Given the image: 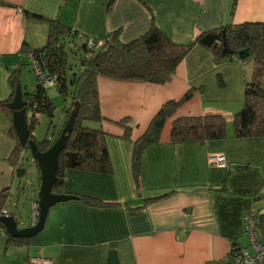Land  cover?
Instances as JSON below:
<instances>
[{"label": "crops", "instance_id": "obj_1", "mask_svg": "<svg viewBox=\"0 0 264 264\" xmlns=\"http://www.w3.org/2000/svg\"><path fill=\"white\" fill-rule=\"evenodd\" d=\"M69 1L0 0V102L12 99L9 80L15 69L21 85V67L29 64L30 57L24 51L46 44L49 20L59 18L76 32V39L98 43L112 32L128 43L156 26L178 45L222 25L264 24V0ZM253 70L251 58L217 62L208 50L194 46L163 85L98 77L102 121L94 126L107 135L111 173L65 170L61 193L114 205L97 208L79 198L56 204L48 210L43 230L23 244L7 243L0 227V264H29L33 257L51 264H107L111 250L118 264H229L233 243L244 246L242 240L246 241L244 213L253 209L264 214V138L238 140L228 126L224 140L175 143L170 129L182 117L220 114L225 118L226 113L234 117L243 107ZM186 96L166 119L158 142L142 152L136 182L131 171L135 143L164 104ZM7 110L0 108V193L5 190L7 198L3 210L17 220L8 204L15 190L18 195L24 190L16 172L23 169L28 155L24 152L23 162L12 156L15 142L9 134ZM123 120L131 125L129 140L123 138L119 125ZM61 130L55 138L53 129L45 139L54 142ZM32 135L38 140L35 132ZM214 156H223L226 167L210 163ZM34 202L36 194L31 206ZM17 224L26 228L32 222L24 225L17 220Z\"/></svg>", "mask_w": 264, "mask_h": 264}, {"label": "trees", "instance_id": "obj_2", "mask_svg": "<svg viewBox=\"0 0 264 264\" xmlns=\"http://www.w3.org/2000/svg\"><path fill=\"white\" fill-rule=\"evenodd\" d=\"M235 2V1H234ZM35 20H44L41 16L25 13ZM49 34L46 44L39 49L26 51L49 76L55 77L54 87L65 102V121L79 103L78 114L64 150L59 155L57 179L52 193L62 194V173L65 170H79L87 173L108 175L111 173L110 158L106 148V133L100 126L102 117L99 109L97 78L102 76L121 81H138L154 85L168 83L178 65L194 46L208 50L217 62L238 58L243 50H248V58L254 62L252 78L245 86L242 109L233 117L232 133L238 140L264 138V24L243 23L222 25L197 34L194 41L178 45L172 43L156 26H152L143 36L122 43L118 32L109 33L103 42L98 43L86 38L76 40V32L64 25L59 18L49 20ZM92 43L93 46L89 45ZM81 49L80 65L73 70L68 63L67 45ZM244 59V60H246ZM243 61V60H240ZM29 65L32 67L29 57ZM19 70L10 75L13 91L18 82ZM36 84L29 92H23L26 103L27 122L30 133L35 129L42 115L53 116L54 107L46 88L35 75ZM0 102L5 109L11 100ZM181 101L168 102L162 106L152 120L145 135L135 143L131 159L132 175L137 182L140 172V158L144 149L159 140L165 121L178 108ZM7 114L11 112L7 110ZM128 120L119 122L124 129L123 138L130 139L131 125ZM15 142L12 156L18 161L20 154L29 153L26 146L21 148L11 129L9 132ZM228 137L226 119L220 114L200 117H182L175 120L170 129V140L175 143L220 141ZM30 140L36 142L40 152L46 151L53 141ZM23 162V161H22ZM38 173V171H37ZM39 174V173H38ZM5 190L0 193V213L6 206ZM86 204L101 208L114 205L96 198L76 195ZM257 212V211H256ZM1 228H4L0 224ZM257 227L264 233V214L257 213ZM27 239H7L10 244H23Z\"/></svg>", "mask_w": 264, "mask_h": 264}, {"label": "water", "instance_id": "obj_3", "mask_svg": "<svg viewBox=\"0 0 264 264\" xmlns=\"http://www.w3.org/2000/svg\"><path fill=\"white\" fill-rule=\"evenodd\" d=\"M248 57V50L238 54L240 60ZM11 112V128L16 141L21 148L26 146L29 149L30 157L35 162L39 172V189L37 193V220L30 227L19 228L16 218L12 215L0 214V224L4 227L5 233L12 239H31L39 234L44 227L48 210L56 204L77 200L78 196L72 194L52 193L53 185L57 179L58 159L64 150L68 137L72 132L78 114L79 103H74L63 128L57 139L44 152L38 150L35 141L30 140L32 133L28 127V116L26 114V103L23 101V91L20 83L16 85L11 101L6 105ZM24 170L19 169L16 173L22 176ZM107 264H118L116 252L111 250L108 253Z\"/></svg>", "mask_w": 264, "mask_h": 264}, {"label": "rangeland", "instance_id": "obj_4", "mask_svg": "<svg viewBox=\"0 0 264 264\" xmlns=\"http://www.w3.org/2000/svg\"><path fill=\"white\" fill-rule=\"evenodd\" d=\"M63 1V3H67L69 0ZM68 3L70 4L71 1H69ZM81 53H83L82 50L77 48L76 46H73L71 44L67 45L68 63L71 64L73 70H77L80 65L79 58L81 57ZM21 79L23 92H29L31 90L30 86L35 82V73L28 63H24V65L21 67ZM46 93L53 104L54 111L51 118L46 115H42L41 118H39L38 123L35 125V129L33 132L36 133L38 140L45 139L47 133L50 134L53 129L55 130V128L57 130L55 134L56 138L59 130H61L66 116L64 110L65 102L63 101L61 95L56 91L55 87L48 86L46 88ZM225 118L226 120L228 119L226 121L227 126H232L233 115H231L230 113H226ZM26 155H28V158L25 156V159L28 160H24L23 163V169L25 173L22 176L18 177L20 185L24 186V190L23 192H19L20 195H18L15 190L13 202H10L8 204V209L16 215L18 222L24 225H27L32 219L31 198L33 194L37 195L39 189L37 176L38 173L35 162L30 157V153H26ZM15 203H17V205H13ZM242 242H245L244 246H247V238L246 241H244L243 239Z\"/></svg>", "mask_w": 264, "mask_h": 264}, {"label": "built area", "instance_id": "obj_5", "mask_svg": "<svg viewBox=\"0 0 264 264\" xmlns=\"http://www.w3.org/2000/svg\"><path fill=\"white\" fill-rule=\"evenodd\" d=\"M89 45L93 46L92 43ZM32 70L45 87L54 86L55 77L49 76L39 66L37 61L31 57ZM23 153L20 154L22 159ZM22 161V160H21ZM210 163L226 167V161L223 156H214L209 159ZM33 213L31 222L34 224L37 220V202L32 205ZM7 211L2 210L0 214H6ZM244 234L247 238V246H241L238 243H233L230 254L229 264H264V233H260L257 227V212L249 209L244 213L243 217ZM29 264H51V260L33 257L28 259Z\"/></svg>", "mask_w": 264, "mask_h": 264}, {"label": "flooded vegetation", "instance_id": "obj_6", "mask_svg": "<svg viewBox=\"0 0 264 264\" xmlns=\"http://www.w3.org/2000/svg\"><path fill=\"white\" fill-rule=\"evenodd\" d=\"M5 211H7V210H5ZM6 214L8 215L9 213L7 212Z\"/></svg>", "mask_w": 264, "mask_h": 264}]
</instances>
